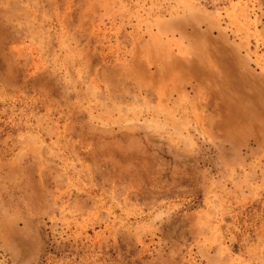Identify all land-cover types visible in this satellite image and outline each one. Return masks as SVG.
<instances>
[{
    "label": "rangeland",
    "instance_id": "obj_1",
    "mask_svg": "<svg viewBox=\"0 0 264 264\" xmlns=\"http://www.w3.org/2000/svg\"><path fill=\"white\" fill-rule=\"evenodd\" d=\"M0 264H264V0H0Z\"/></svg>",
    "mask_w": 264,
    "mask_h": 264
}]
</instances>
